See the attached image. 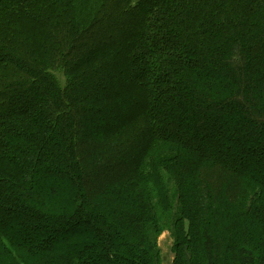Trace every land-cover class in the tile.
<instances>
[{"label":"trees","instance_id":"16d2710c","mask_svg":"<svg viewBox=\"0 0 264 264\" xmlns=\"http://www.w3.org/2000/svg\"><path fill=\"white\" fill-rule=\"evenodd\" d=\"M77 2L0 0V264H264V0Z\"/></svg>","mask_w":264,"mask_h":264},{"label":"rangeland","instance_id":"374dc122","mask_svg":"<svg viewBox=\"0 0 264 264\" xmlns=\"http://www.w3.org/2000/svg\"><path fill=\"white\" fill-rule=\"evenodd\" d=\"M78 7L80 10V13H84L87 9H89V7H91L92 5H100L101 0H78ZM61 75V74H59ZM61 77H64L63 75H61ZM60 80L62 81L63 78ZM64 194L62 193L61 196H63ZM195 237V236H194ZM196 242L195 239L192 242L191 248H195ZM198 245V243H197ZM159 247H160V251H161V262L162 264H177V256H179V254L182 256V252L180 247L177 246L176 242H175V238L173 237L172 233L170 232L169 228H165V231L161 234L160 238H159ZM199 251V248H195V251ZM200 252V251H199ZM179 264H181V261H179ZM197 264H203V256L201 254L200 257H198V262Z\"/></svg>","mask_w":264,"mask_h":264}]
</instances>
